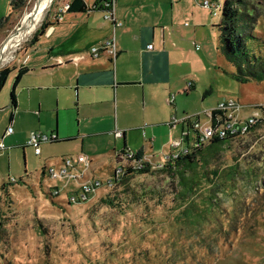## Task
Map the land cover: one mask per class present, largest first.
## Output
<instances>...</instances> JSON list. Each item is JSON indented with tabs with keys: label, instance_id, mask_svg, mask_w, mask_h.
Returning a JSON list of instances; mask_svg holds the SVG:
<instances>
[{
	"label": "rangeland",
	"instance_id": "rangeland-1",
	"mask_svg": "<svg viewBox=\"0 0 264 264\" xmlns=\"http://www.w3.org/2000/svg\"><path fill=\"white\" fill-rule=\"evenodd\" d=\"M65 1L53 0L2 63L14 60ZM232 1L239 11L240 40L233 39L229 53L219 48L218 29L208 43L201 37L200 50L185 55L180 66L184 84L194 80L197 85L178 95L173 112L178 119L197 115L209 124L215 118L206 113L233 100L238 104L233 117L258 120L250 131L225 139L208 165L201 158L186 173L202 179L207 172L214 179V190L206 183L196 191L193 220L183 214L190 206L179 172L166 167L168 149L177 138L172 131L180 127L163 123L148 133V164L117 156L119 174L114 173L117 166L101 167L95 175L89 170L88 177L101 185L76 203L71 197L80 199L84 172L78 179L44 178V162L33 148H14L0 157V264H264V78L258 77L264 68V0ZM36 2L18 0L14 9L0 0V11L12 12L8 19L15 21L10 34ZM214 2L221 5L213 15L221 25L225 0ZM141 167L148 171H138ZM11 178L16 182L10 183Z\"/></svg>",
	"mask_w": 264,
	"mask_h": 264
},
{
	"label": "crops",
	"instance_id": "crops-1",
	"mask_svg": "<svg viewBox=\"0 0 264 264\" xmlns=\"http://www.w3.org/2000/svg\"><path fill=\"white\" fill-rule=\"evenodd\" d=\"M85 1L86 11L67 10L56 21L59 6L35 41L0 66L12 69L0 90V142L6 146L0 157L14 148L31 147L44 162V178L48 167L60 168L66 157L81 154L89 157L90 166L76 168L87 180H92L89 170L94 174L106 165L114 169L125 150L141 151L149 161L148 133L163 123L169 125L177 117L173 111L178 95L197 85L193 80V88L187 90L188 83L184 84L180 68L184 56L200 50L201 41L215 38L216 29L221 41L220 23L214 21L219 12L204 7L205 0H116L117 25L105 18L102 0ZM211 1L220 11L221 5ZM5 14L0 11V47L15 24L8 19L12 12ZM112 37L115 56L104 50L92 56V47ZM74 56L83 58L74 61ZM9 126L13 132L7 134ZM176 127L180 132L171 129L174 140L185 129L183 124ZM116 131L123 135L116 136ZM32 132L56 133L58 139L42 143L37 154L28 145ZM168 150L170 155L178 151L173 146Z\"/></svg>",
	"mask_w": 264,
	"mask_h": 264
},
{
	"label": "built area",
	"instance_id": "built-area-1",
	"mask_svg": "<svg viewBox=\"0 0 264 264\" xmlns=\"http://www.w3.org/2000/svg\"><path fill=\"white\" fill-rule=\"evenodd\" d=\"M101 7L104 8L106 14L105 18L111 20L114 22V25L120 24L116 22V0H102ZM70 0L66 3H64L58 10V14L56 15L55 20L59 21L63 19V14L66 12L70 7ZM204 7L206 8H212L215 10V14L219 12V7L215 4H212L210 0H205ZM187 24V23H186ZM149 47H152L150 45ZM110 52L113 56L116 55V43L114 37L105 40L102 42V44L92 47L91 52L92 56L98 57L102 51ZM83 58V56H74L71 59L74 61H77L79 59ZM61 62V61H60ZM193 85L192 82L188 83V89L191 88ZM170 102L174 101V95L170 98ZM238 104L233 100H225L222 103H219L217 105V108L214 110H210V112L206 113V116L211 119V117H214L215 120H213L214 123L206 124V122H202L197 115L194 116H186L182 119H178V117L173 116L171 120L168 122L171 127L179 126L180 124L186 125L187 128H185L181 134V137L174 140V146L175 148H178L179 151H187L188 147H186V138H190V136L193 134L190 142L192 147L195 148H201L204 144H206L208 141L215 137L223 138V139H229L230 137L239 136V134L244 133L246 131H250V129L257 124L258 118L255 116H251L249 118H246L245 120H239L238 118L233 117L232 111H234L236 106ZM224 110H228L224 112ZM13 132V126H9L7 128L6 133L10 134ZM193 132V133H192ZM123 133L120 131H116V136H122ZM58 139V136L56 133L53 134H45L42 132H32L30 135V138L28 140V145H31L35 148V151L37 154L41 152V144L45 142H53ZM180 146H182L180 148ZM6 146L3 142H0V150H5ZM137 152L131 151V150H125L124 152H121L118 156L122 158H131L134 159L135 162H145L144 159H139L136 156ZM178 154V152H177ZM175 154V155H177ZM125 155V156H123ZM169 158V156H168ZM167 158V159H168ZM63 166L60 168L55 167H48L47 172L51 178H59V177H66L69 179H78L81 178L80 172H78V169L76 168L77 164H82L84 167L90 166V159L88 156L81 154L77 158H71L66 157L63 161ZM122 169V168H121ZM120 167H116L114 170V173L119 174L121 172ZM12 182H16V178H11ZM101 185V181L99 180H87L82 183L81 185V191L82 193L79 194V198L77 196L71 197L72 202H80L85 201L88 198V195L95 191L97 187ZM57 191H54V194H56Z\"/></svg>",
	"mask_w": 264,
	"mask_h": 264
},
{
	"label": "trees",
	"instance_id": "trees-1",
	"mask_svg": "<svg viewBox=\"0 0 264 264\" xmlns=\"http://www.w3.org/2000/svg\"><path fill=\"white\" fill-rule=\"evenodd\" d=\"M18 0H14L13 6L17 5ZM232 0H226L225 4L223 6V18L222 23L220 26L221 30V44L220 47L224 48L225 51H228L230 53L231 50L234 49V38L236 40H240L241 36L238 33V22H239V11L234 9L232 7ZM98 5L100 3H97ZM21 6V5H20ZM22 6H25V3L22 4ZM21 6V7H22ZM88 9V5L85 0H71L70 7L68 11H86ZM1 25V24H0ZM47 27V22H43L41 29L36 32L31 42H34L36 37L39 35L42 29ZM10 67H4L0 68V90L5 85L7 78L11 72ZM258 77L260 79L264 78V68L262 74H259ZM12 103L15 105L16 103V95L15 91H12ZM193 134L190 136V138H186V147H188L187 151H177L171 155H169L168 163H166V167L174 170V172H179L178 175L180 176L179 185L182 187L183 191V199L190 206L188 209L183 210V214L189 216L188 220H193V214L196 209L195 206V196H197L196 191H200L204 188L205 184L207 183L209 186L212 185L214 179H209L208 173L205 172L204 175H201L203 178L200 179L197 176H191L189 178V175L186 176V173H190V171H194L197 167L198 161H201V158H203L206 165H208V161L212 159L213 157H216L217 154L221 152V147L225 144V139L215 137L208 141L206 144H204L201 148H195L191 145V138ZM177 154V155H175ZM137 158L143 159L142 152L139 151L136 154ZM145 164H148V162H145ZM140 172L148 171L147 168L141 167L137 169ZM123 179V176L121 177ZM203 180H208L203 182ZM211 190H214L215 188H212L213 186H210ZM214 198L212 197V200ZM196 218V217H195Z\"/></svg>",
	"mask_w": 264,
	"mask_h": 264
},
{
	"label": "bare ground",
	"instance_id": "bare-ground-1",
	"mask_svg": "<svg viewBox=\"0 0 264 264\" xmlns=\"http://www.w3.org/2000/svg\"><path fill=\"white\" fill-rule=\"evenodd\" d=\"M52 1L53 0H37L34 8L25 14L23 26L19 29V31L12 34L11 38L6 44H4V49H2V52L0 53V61L3 59L6 51L14 48L21 40L34 30Z\"/></svg>",
	"mask_w": 264,
	"mask_h": 264
},
{
	"label": "water",
	"instance_id": "water-1",
	"mask_svg": "<svg viewBox=\"0 0 264 264\" xmlns=\"http://www.w3.org/2000/svg\"><path fill=\"white\" fill-rule=\"evenodd\" d=\"M23 26V23H22V25L21 26H19L14 32H17V31H19V29L21 28ZM13 32V33H14ZM13 33H11L8 37H7V39L5 40V42L3 43V45L11 38V36H12V34ZM2 48L3 47H1V49H0V53L2 52ZM1 64H2V60L0 61V66H1Z\"/></svg>",
	"mask_w": 264,
	"mask_h": 264
}]
</instances>
